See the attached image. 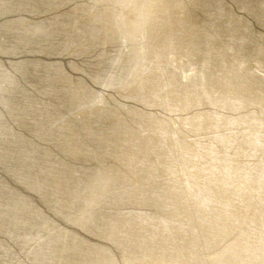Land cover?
Wrapping results in <instances>:
<instances>
[{"label": "bare ground", "instance_id": "bare-ground-1", "mask_svg": "<svg viewBox=\"0 0 264 264\" xmlns=\"http://www.w3.org/2000/svg\"><path fill=\"white\" fill-rule=\"evenodd\" d=\"M91 1L0 0V264H264V0Z\"/></svg>", "mask_w": 264, "mask_h": 264}, {"label": "water", "instance_id": "water-1", "mask_svg": "<svg viewBox=\"0 0 264 264\" xmlns=\"http://www.w3.org/2000/svg\"><path fill=\"white\" fill-rule=\"evenodd\" d=\"M91 2L93 4H95V10L98 13V14H96L97 17L113 14V16L115 17L113 20V24L120 27L122 29L123 33H125L126 38L128 39L126 31H128L130 33V30H129V27L125 24L124 18L122 16V14L120 13V11H121L120 7L121 6L119 5V3H123V2L121 0H117V1L116 0H92ZM190 6H193L192 3ZM234 17L238 18L239 20H248L247 26H250L251 28L257 30V25H256L255 21H253L252 17L250 15H247V13H245V12L240 13V12H237L234 10ZM149 20H150L149 18L141 17L136 22V24H138V25H140V27H142L145 25V22H149ZM249 22H250V24H249ZM99 23L100 22H96V21H93L91 19V22L89 23V25L84 27L85 35L87 36L88 41H91V43L93 45L88 48V50H89L88 53L85 52L86 54H80L81 56H83L84 59L88 58L90 61L94 62L95 64H97V62H98V60H97L98 54H96V52L94 51L96 45H98V44H96V42L100 39H105V37L114 38L115 36L117 37L118 34H121V33H113V32H110L107 34L105 31L107 29H104L103 26H99ZM55 30H56V27L54 28V31ZM140 30H143V29H140ZM146 30L147 29H145L143 31H146ZM49 32H51V31L49 30ZM36 37H39V36L38 35L32 36V40H34ZM84 59H81V60H84ZM27 71L28 70H23L22 75H27ZM100 84H101L100 86L97 85L96 92H99L100 89L102 88V83H100ZM22 89H23V87L20 84H18V83L13 84L12 97L17 99V103H20V101L22 99V98H20L21 95L18 94L19 92H22ZM70 155H71V152L66 153V155L63 159L65 165L67 166V171H66L67 175H70V173H71L70 167L72 166V164L75 163V158H74L73 154L71 157H70ZM100 162H101L100 164H103L104 166H108L106 168H111L110 167L111 165L108 164L107 162H105V160L100 161ZM118 170H121V169H118ZM97 172H98L97 168H93L90 170V173H92V176L94 174H96ZM116 187L119 188V186H116ZM112 188H114V186H112ZM110 190H111V188L109 189V191ZM117 190L119 192V189H117ZM109 191H108V193H104V194H107L105 197H114L115 195H117V194H114L112 190L110 192ZM104 194H100V195H104ZM98 197H100V196H98ZM92 215H94V213L90 211V216H92ZM224 248H226V247H222L220 249L218 248L220 251L219 250L214 251L207 258H210V260H211L212 257L220 254L224 250Z\"/></svg>", "mask_w": 264, "mask_h": 264}]
</instances>
